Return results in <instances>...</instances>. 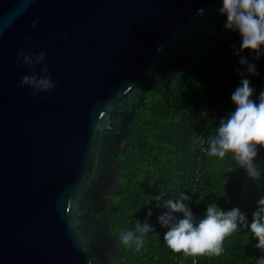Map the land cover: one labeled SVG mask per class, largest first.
Wrapping results in <instances>:
<instances>
[{"label": "water", "instance_id": "95a60500", "mask_svg": "<svg viewBox=\"0 0 264 264\" xmlns=\"http://www.w3.org/2000/svg\"><path fill=\"white\" fill-rule=\"evenodd\" d=\"M221 6L0 0V264H121L106 222L114 158L146 92L190 66L226 20ZM21 50L46 58L29 68ZM44 64L56 87L32 96L21 78Z\"/></svg>", "mask_w": 264, "mask_h": 264}, {"label": "trees", "instance_id": "16d2710c", "mask_svg": "<svg viewBox=\"0 0 264 264\" xmlns=\"http://www.w3.org/2000/svg\"><path fill=\"white\" fill-rule=\"evenodd\" d=\"M225 21L198 44L190 66L172 76L164 87L147 91L143 103L134 109L124 149L114 158L118 163L116 185L105 196L113 207L106 218L107 230L121 264H191L192 257L195 264H257V259L264 257L248 229L227 236L219 256L173 252L164 240L167 229L158 222L167 211L163 202L184 194L190 197L186 203L197 222L214 203L225 212L239 208L250 225L257 202L264 197V171L259 181H253L237 165L234 154L227 153L220 160L204 151V140L214 134L219 120L235 110L231 94L240 85V71H244L239 64L241 56L256 64L258 75L247 76L255 90L251 98L258 100L264 90V56L256 60L249 50L238 55L241 38L224 28ZM203 129L205 138L199 147L195 140ZM261 151L255 163L264 170ZM149 209L152 215L147 222L153 232L145 235L144 245L137 251L134 245L123 244L120 237L134 231L136 221L143 223Z\"/></svg>", "mask_w": 264, "mask_h": 264}, {"label": "clouds", "instance_id": "9594fccd", "mask_svg": "<svg viewBox=\"0 0 264 264\" xmlns=\"http://www.w3.org/2000/svg\"><path fill=\"white\" fill-rule=\"evenodd\" d=\"M206 10L201 8L196 12L197 17H203ZM217 14L226 17L224 28L237 32L241 38L240 52L249 50L258 60L264 56V0H222V6ZM36 21H33V27ZM61 39L66 38L61 36ZM163 46H161L162 48ZM161 48H158L159 52ZM46 52L33 55L25 54L23 50L18 54L17 64L29 68L43 64ZM239 64L244 68L240 71V85L232 92L231 102L235 110L226 118L219 120L214 134H210L204 143L208 157L223 160L227 153H232L237 165L245 169L247 176L253 181H259L261 171L255 163L258 150H264V90L259 93L258 100L251 97L254 88L247 78L258 75L256 64L241 56ZM153 70H149V75ZM159 79L157 75L155 77ZM19 87L28 88L32 96L49 93L56 87L48 73L46 64L40 73L33 72L21 78ZM206 115V113H204ZM203 139V138H202ZM158 202L161 197L155 198ZM190 197L181 194L178 199H168L162 207L167 211L158 217V222L167 229L164 240L173 252H183L188 256H219L222 252L224 239L234 232L248 229L253 238L258 240L256 248L264 251V197L257 202V210L252 215L251 224L239 208L223 211L216 204H209L203 219L195 220L190 207L186 203ZM180 213L179 219L174 214ZM152 215L149 209L143 223L136 221L134 231L121 234V242L127 246H135L138 251L144 245L146 234L153 232V227L147 222ZM257 264H264V257L257 259Z\"/></svg>", "mask_w": 264, "mask_h": 264}, {"label": "built area", "instance_id": "2783aa9c", "mask_svg": "<svg viewBox=\"0 0 264 264\" xmlns=\"http://www.w3.org/2000/svg\"><path fill=\"white\" fill-rule=\"evenodd\" d=\"M203 138V139H202ZM205 138V129H203L200 133V135L198 136V138L195 140V143L199 146V147H202L203 145V140ZM189 206V205H188ZM183 216L180 218L182 219ZM191 264H195V259L192 257L191 259Z\"/></svg>", "mask_w": 264, "mask_h": 264}, {"label": "rangeland", "instance_id": "374dc122", "mask_svg": "<svg viewBox=\"0 0 264 264\" xmlns=\"http://www.w3.org/2000/svg\"><path fill=\"white\" fill-rule=\"evenodd\" d=\"M235 33H236V35H238L237 32H235ZM200 57L203 59V56L202 55ZM150 91L152 92V90H150ZM147 98H149V97L147 96ZM261 152H262L261 153V156H262V161H263V158H264V150H262ZM262 161H261V163H262ZM260 171H264V170L263 169H260ZM118 199H119V197L116 198V200H118Z\"/></svg>", "mask_w": 264, "mask_h": 264}]
</instances>
